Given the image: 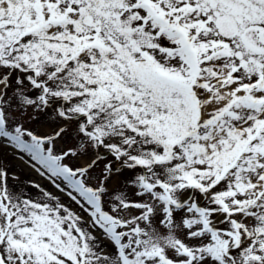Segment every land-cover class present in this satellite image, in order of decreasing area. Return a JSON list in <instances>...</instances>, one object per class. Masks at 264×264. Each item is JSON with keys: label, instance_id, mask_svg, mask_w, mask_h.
I'll return each mask as SVG.
<instances>
[{"label": "snow or ice", "instance_id": "snow-or-ice-1", "mask_svg": "<svg viewBox=\"0 0 264 264\" xmlns=\"http://www.w3.org/2000/svg\"><path fill=\"white\" fill-rule=\"evenodd\" d=\"M0 264H264V0H0Z\"/></svg>", "mask_w": 264, "mask_h": 264}]
</instances>
